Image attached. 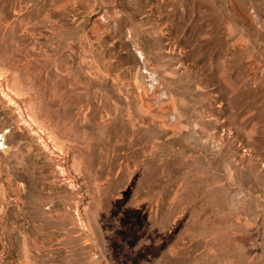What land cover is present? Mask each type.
<instances>
[{"label": "rangeland", "instance_id": "rangeland-1", "mask_svg": "<svg viewBox=\"0 0 264 264\" xmlns=\"http://www.w3.org/2000/svg\"><path fill=\"white\" fill-rule=\"evenodd\" d=\"M0 264H264V0H0Z\"/></svg>", "mask_w": 264, "mask_h": 264}]
</instances>
